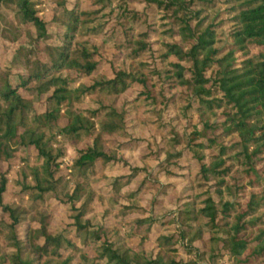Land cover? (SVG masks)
<instances>
[{
	"label": "trees",
	"instance_id": "obj_1",
	"mask_svg": "<svg viewBox=\"0 0 264 264\" xmlns=\"http://www.w3.org/2000/svg\"><path fill=\"white\" fill-rule=\"evenodd\" d=\"M39 1L0 0V264H264V0Z\"/></svg>",
	"mask_w": 264,
	"mask_h": 264
},
{
	"label": "rangeland",
	"instance_id": "obj_2",
	"mask_svg": "<svg viewBox=\"0 0 264 264\" xmlns=\"http://www.w3.org/2000/svg\"><path fill=\"white\" fill-rule=\"evenodd\" d=\"M36 9L38 10V15L41 16L46 21L51 20L52 16L54 15V11H55L51 0H40L36 5ZM0 13H4L7 15L12 14L10 11H6L5 9L1 7H0ZM0 24H2L1 21H0ZM54 146L64 148L65 155L62 158V164L69 166L72 163V159L74 157V145L71 142H68L67 140H65L64 138L57 136L54 139ZM15 169L16 167L10 173V178L13 176V172ZM223 264H228V262L224 260Z\"/></svg>",
	"mask_w": 264,
	"mask_h": 264
}]
</instances>
